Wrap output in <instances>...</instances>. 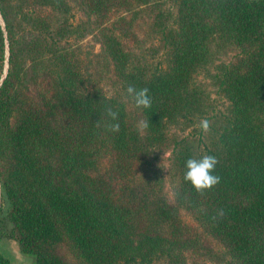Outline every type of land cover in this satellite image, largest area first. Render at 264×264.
I'll return each instance as SVG.
<instances>
[{
    "label": "trees",
    "instance_id": "1",
    "mask_svg": "<svg viewBox=\"0 0 264 264\" xmlns=\"http://www.w3.org/2000/svg\"><path fill=\"white\" fill-rule=\"evenodd\" d=\"M36 1L59 14L56 26L28 14L15 37L0 0L10 41L0 88V184L9 202L0 239L14 240L37 264H179L186 250L207 248L184 210L225 249L233 262L226 264H264V0H80L99 22L115 96L81 88L79 68L58 46L69 0ZM142 18L161 50L151 66L134 65L116 32ZM228 52L214 74L228 107L207 116L196 76ZM22 58L42 65L35 95L15 69ZM2 67L0 30V74ZM129 86L147 88L151 108H136ZM129 106L147 122L144 139ZM108 108L119 113L118 133L108 130L117 122ZM202 117L208 133H169L175 122ZM150 148L170 153L176 207L150 175ZM204 155L217 158L220 183L199 194L184 176L186 161Z\"/></svg>",
    "mask_w": 264,
    "mask_h": 264
},
{
    "label": "rangeland",
    "instance_id": "2",
    "mask_svg": "<svg viewBox=\"0 0 264 264\" xmlns=\"http://www.w3.org/2000/svg\"><path fill=\"white\" fill-rule=\"evenodd\" d=\"M69 2L72 6L69 20L61 28L62 36L56 38L58 46L68 54L74 65L79 68L83 83L81 88L86 91H100L107 96H115L117 90L119 92L120 87L114 73V64L106 49L101 44L99 22L88 12L80 0H69ZM165 3L169 5L167 1ZM7 9L12 33L15 37L22 29L27 28L25 19L28 14L47 19V22L51 26H56L57 17H59V14L54 9L49 6H43L36 0H7ZM144 20L142 18L132 21V25L129 28L119 25L118 28L120 31L117 30L116 32L122 38L125 48L130 52V59L134 65L151 66L159 61V51L161 50L158 49V43L151 36L150 25ZM58 23L60 24V21ZM226 54L218 55L212 64L207 65L196 76V81L208 96L207 116L217 114L218 112H225L228 107V100L218 91L216 79L214 78L216 66L228 62L231 56H233V52ZM33 62L29 58H22L15 66V69L23 76L24 86L35 95L36 80L33 78L35 75L41 73L42 65H36ZM121 100L126 102L122 97ZM129 107L137 119V127L140 131L141 138L144 139L143 128L140 126L141 121L140 117H138L140 115L131 106ZM201 120H205V118L196 119L192 123L185 121L175 122L169 127V133L178 137L188 136L196 138L200 131L203 133V130L199 127ZM164 152L169 153L167 150L159 151L158 149H149L148 170L150 171V175L160 180L162 186L161 191L167 202L172 207H176L173 197L174 177L171 173L169 163L170 153L169 157L163 161ZM0 195L2 202L0 216H5L9 208V202L3 194L1 185ZM179 212L183 221L195 232L199 233L201 241H204L207 245V248L203 247L200 250H186L184 252V260L179 264H226L232 262L219 242L205 235L201 231L200 226L184 210H180ZM13 241L8 238L0 239V251L8 258L9 264H37L32 254L21 253L16 249V243ZM152 264L173 263L163 258L155 260Z\"/></svg>",
    "mask_w": 264,
    "mask_h": 264
},
{
    "label": "clouds",
    "instance_id": "3",
    "mask_svg": "<svg viewBox=\"0 0 264 264\" xmlns=\"http://www.w3.org/2000/svg\"><path fill=\"white\" fill-rule=\"evenodd\" d=\"M127 95L131 97L136 108L148 109L152 106V100L148 95V89L137 90L133 86L127 88ZM107 115L113 121H117L108 126V130L118 133L120 131V124L118 122L119 113L113 111L111 108L107 109ZM140 126L146 128L147 122L141 121ZM199 127L204 133L210 130V124L207 120H201ZM169 157V153L164 152L163 161ZM218 160L215 156L204 155L200 159L190 158L186 161V172L184 179L191 183L197 193L203 194L206 191H211L220 183V177L214 175ZM160 166V165H159ZM220 215H223L221 210Z\"/></svg>",
    "mask_w": 264,
    "mask_h": 264
},
{
    "label": "water",
    "instance_id": "4",
    "mask_svg": "<svg viewBox=\"0 0 264 264\" xmlns=\"http://www.w3.org/2000/svg\"><path fill=\"white\" fill-rule=\"evenodd\" d=\"M0 30L3 37V67H2V73L0 74V88H1V86L3 85V83L7 78L10 67V41L8 37L6 23L1 9H0ZM1 205L2 202L0 195V209H1Z\"/></svg>",
    "mask_w": 264,
    "mask_h": 264
},
{
    "label": "crops",
    "instance_id": "5",
    "mask_svg": "<svg viewBox=\"0 0 264 264\" xmlns=\"http://www.w3.org/2000/svg\"><path fill=\"white\" fill-rule=\"evenodd\" d=\"M14 243H16L15 241H13ZM16 249H18L19 250V248H18V246H17V243H16ZM20 251V250H19ZM21 252V251H20ZM0 253L4 256V257H6L1 251H0ZM21 253H23V252H21ZM27 254V253H26ZM7 258V257H6ZM8 259V258H7ZM9 264V263H8Z\"/></svg>",
    "mask_w": 264,
    "mask_h": 264
}]
</instances>
